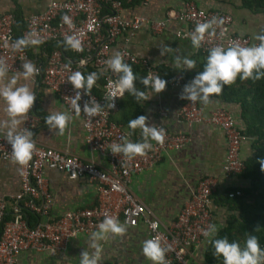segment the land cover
<instances>
[{
	"label": "built area",
	"instance_id": "built-area-1",
	"mask_svg": "<svg viewBox=\"0 0 264 264\" xmlns=\"http://www.w3.org/2000/svg\"><path fill=\"white\" fill-rule=\"evenodd\" d=\"M134 1L51 0L43 11L26 18L19 38L35 32L43 41L37 46H29L30 48L39 47L43 50L47 44H61L65 36L72 34H76L82 41V51L77 52L71 49L77 57L74 63L64 58L60 48L53 49L43 54L44 66H36L39 74L34 76L58 96L66 112L71 116H75L71 109V97L75 96L77 90L68 81V77L75 71L81 72L87 64V59L91 60L94 68L105 70L110 45L118 38L121 40L118 51L123 54L124 62L139 64L140 60L129 51L128 44L142 24L147 25L154 32H160L168 21L178 20L186 24V31L185 33L177 32L176 37L191 42L189 34L194 31L197 23L214 17L223 18L225 23L222 27L225 30V36L219 37L220 29H217L216 37L206 36L201 48L195 49L196 52L207 56L208 49L217 44H223L225 47L231 42L240 43L242 46L255 44L247 35L232 34L228 31L231 22L228 14L203 10L192 2L185 3L178 11L168 12L161 21H145L139 16H133L130 20L123 19L121 11ZM140 1L146 4L147 0ZM103 6L108 11L104 15L101 14ZM64 15L71 18L73 25L71 28L62 23ZM15 23L16 18L12 12L0 14V58L6 61L9 72L12 73L19 72L21 63L28 58L26 49L12 50L11 45L17 40L14 33ZM143 68L146 70L145 76L149 72L153 76H160L154 67H148L143 63ZM116 78L111 70H105L99 94L91 92L89 95L84 90H79L81 92L79 104L82 109L79 117L84 129V141L92 152L106 159L107 168L33 140L36 146L35 151L29 164L22 171L20 170L19 191L8 197L0 196V264H16L17 257L23 250L57 253L76 235L96 231L106 213L118 218L125 226L135 227L139 223L143 224L146 240L160 237L162 246L168 249L167 264H194L188 262L187 256L203 240H207L202 235V229L214 224L210 205L212 195L217 192V181L212 177L199 180L176 219L167 226L160 222L157 216L130 191V177L155 165L163 152L180 149L188 138L182 134H171L164 129L166 135L163 145L154 141L152 149L144 156L125 161L122 156L112 154L111 144L122 143L120 138L125 136L121 127L111 121V115L120 97L115 98L114 108L105 107L101 115L92 120L84 115L83 106L85 102L90 103L92 99L99 102L101 106L110 103L111 101H106L105 97L109 91V81H112L114 86ZM194 78L191 77L189 82ZM162 79L172 87H178L185 82L182 75ZM179 115L191 124L207 121L218 126L225 139L222 175L231 177L242 171L243 161L239 157V148L248 140V137L242 134V128L235 123L228 110L217 108L206 120L198 105L187 100L181 107ZM35 123L33 118L27 115L26 122L21 128L32 131ZM157 127L163 128L161 125ZM11 151V145L4 138L3 133H0V161H12ZM46 169L63 173L71 180L85 178L93 182L96 188L95 204L50 218L48 213L51 198L44 187L43 177ZM239 194V191L231 192L227 194V197L232 198ZM28 214L33 220H29ZM153 224L156 225L155 228L151 227Z\"/></svg>",
	"mask_w": 264,
	"mask_h": 264
},
{
	"label": "crops",
	"instance_id": "crops-1",
	"mask_svg": "<svg viewBox=\"0 0 264 264\" xmlns=\"http://www.w3.org/2000/svg\"><path fill=\"white\" fill-rule=\"evenodd\" d=\"M51 0H0V14L4 12L18 11L25 21L30 15L43 11ZM187 2L194 3L203 10L220 11L231 17L228 31L232 34L247 35L252 42L256 35L264 34V0H147L142 4L135 0L121 11V17L130 20L133 16H139L145 21L164 20L166 14L171 11L182 9ZM186 24L178 20H170L160 32H154L147 25L142 24L135 31L128 44L129 51L135 55L140 63L137 64L143 72V63L148 67H154L158 73L161 72L165 78L182 75L185 82L178 87L167 85L166 89L156 94L152 89L146 88L148 100L141 103L140 115L148 117L149 126L161 125L171 134H182L188 138L178 150H169L161 154L157 163L130 177L129 189L138 197L146 207L152 211L163 225L173 222L184 202L188 200L192 190L199 180L204 177L216 179L217 192L223 194L227 188L245 186L247 183L239 176L225 177L221 173V165L224 161L225 139L222 130L211 123H188L183 120L179 111L187 102L180 99L184 86L189 83L191 77H195L203 71L207 55L198 53L192 43L185 39L176 37V33H185ZM121 40L118 38L110 45L108 57L111 58L119 50ZM167 46L172 49L165 56H161V47ZM61 49L64 58L74 63L72 58L76 54L69 48L66 50L63 43L47 44L45 48H30L26 51L30 61L36 66H44V53L53 49ZM188 57L196 61V68L192 70L177 69L175 67L176 56ZM77 58V57H76ZM21 63L20 71H23ZM90 66L91 60L87 59ZM93 67V66H92ZM91 72L100 73V68H94ZM104 73V71H103ZM17 72H8V77L16 75ZM160 74V73H159ZM103 75V74H102ZM102 75L93 87V92L99 94L102 85ZM161 76V74H160ZM162 77V76H161ZM27 84L36 95L33 108L27 114L33 118L35 126L32 129V139L39 144L64 150L82 159L94 162L107 168L106 159L96 152H92L84 141V129L80 117L72 116L64 135H55L49 130L45 117L52 112H66L65 107L49 88L45 87L38 78L24 80L21 77L18 85ZM121 98V97H120ZM118 99L117 107L112 113V118L121 127L124 135L132 142H142L139 130L133 132L122 123L121 117L127 112L125 99ZM212 103L204 106L196 102L204 119L210 118L217 108H225L230 113L235 123L241 127L240 106L234 103H225L216 98H211ZM119 104V105H118ZM5 105L0 99V119H5L3 112ZM124 111H123V110ZM123 111V112H122ZM135 115L133 112L132 115ZM27 117V116H26ZM21 124L22 127L26 122ZM242 128V127H241ZM132 131V132H131ZM131 132V133H130ZM154 141H151L153 144ZM251 154L250 139L243 142L239 148V157L244 160ZM44 187L50 194L49 216L56 218L67 211H76L91 207L96 202V188L93 182L85 178L75 180L69 179L65 174L54 170H45L43 173ZM20 187V166L12 161H0V196L8 197L16 194ZM210 210L213 223L216 226L224 223L226 211L216 206L211 200ZM126 227L123 236L111 237L102 241V255L99 264H151L142 252L143 241L146 240V231L143 224L135 227ZM89 234H79L71 238L64 248L54 254L47 252H35L23 250L17 257L16 264H80V254L84 250L93 251L89 248ZM208 239L203 240L198 246L191 250L187 260L194 264H207L204 253Z\"/></svg>",
	"mask_w": 264,
	"mask_h": 264
},
{
	"label": "clouds",
	"instance_id": "clouds-1",
	"mask_svg": "<svg viewBox=\"0 0 264 264\" xmlns=\"http://www.w3.org/2000/svg\"><path fill=\"white\" fill-rule=\"evenodd\" d=\"M62 23L67 24L71 28L72 21L67 15L62 17ZM225 21L223 18H212L205 22L197 23L194 31L190 35L191 43L194 49H200L207 37H216L217 29L219 37L225 36L223 29ZM254 39L258 40V44L251 46H242L240 43L231 42L225 47L223 44H217L208 49V56L204 65V70L198 73L193 80L184 86L180 99H186L191 103L200 102L204 106L212 103V97L222 93L225 85L231 86L239 78L242 81L252 80L253 82L264 79V34L256 35ZM43 41L35 32H30L25 36L17 39L12 45L13 51H23L29 46H37ZM67 49L80 52L83 50L82 41L76 35H67L62 42ZM172 49L161 47V56H165ZM23 59V58H22ZM175 67L177 69L192 70L196 68V61L188 57L176 56ZM106 69L111 70L116 75L114 82L109 81V91L105 97L106 101H111L105 106H101L99 102L92 99L91 102H85L83 113L89 119L101 115L105 107L112 109L115 107L114 100L117 97H123L125 93L132 95L137 102L148 100L145 91L136 87L137 76L134 74L132 67L124 62V56L119 51L105 61ZM23 71L17 72L16 75L8 77L9 68L6 61L0 58V99L4 102L3 112L5 119H0V133L11 145L12 163L20 166L22 171L32 160L35 151V142L33 141V132L27 128H21L24 118L33 108L36 95L27 84L18 85L21 77L24 80L33 78L39 74V69L30 61H24L22 64ZM91 72L87 76L79 71L73 72L68 81L73 85L75 96L71 97V109L75 116L81 114V92L84 90L86 94L91 93L92 88L96 84L100 75L103 74ZM146 88L152 89L156 94L166 89L167 81L160 76H153L151 72L147 76L139 79ZM45 122L49 130L55 135H64L68 123L72 116L67 112H52L47 115ZM148 117L140 115L132 119L128 123V128L133 132L139 130L142 142H132L127 136H122V143H112L111 152L119 155L125 161H130L137 156H144L153 145L151 141L163 145L165 140V130L155 125L149 126ZM261 170L264 171V158L259 160ZM75 174V173H74ZM155 228L156 225H151ZM126 227L118 218L105 214L104 219L97 226V230L92 232L89 238V248L80 254V264H99L102 255V241H107L111 237L123 236ZM218 228L215 224L209 225L206 229H202V235L208 239L209 243L214 247V255L222 258L223 264H264V250L261 249L258 238L249 235L243 247L238 242H229L227 237L216 238ZM166 249L162 246L160 237H154L143 241L142 252L144 257L151 261V264H167Z\"/></svg>",
	"mask_w": 264,
	"mask_h": 264
},
{
	"label": "trees",
	"instance_id": "trees-1",
	"mask_svg": "<svg viewBox=\"0 0 264 264\" xmlns=\"http://www.w3.org/2000/svg\"><path fill=\"white\" fill-rule=\"evenodd\" d=\"M107 12V8L103 6L101 14L104 15ZM14 15L16 18L14 33L18 39L21 30L24 28L25 21L17 10L14 11ZM75 59L76 57L74 56L72 60ZM129 65L137 76L136 87L145 91L146 86L139 81L140 78L144 77L143 70L137 65ZM93 70V67L87 63L81 69V72L87 76L88 72ZM159 73L162 78H165L161 72ZM91 92H93V88ZM123 98L128 109L126 113H123L121 119L122 123L124 122L128 126L130 120L140 116L143 100L137 102L128 93H125L120 99L122 100ZM213 98L240 106L239 117L242 134L250 139L251 147V154L242 160L243 169L237 174L247 185L227 188L223 191V194L212 195L213 203L226 211L224 223L217 226L218 233L216 238L227 237L230 243L238 242L243 247L248 236L254 235L258 238L261 249L264 250V171L261 170V164L259 163V160L264 158V79L253 82L252 80L242 81L238 78L231 86L225 85L222 93L218 96H213ZM133 112L135 115H132ZM112 117L111 121L117 124V120L115 121ZM236 191H239L240 194L232 198L227 197L228 193ZM28 218L33 220L29 214ZM204 260L207 264H223L222 258H217L214 255V247L209 241L205 249Z\"/></svg>",
	"mask_w": 264,
	"mask_h": 264
}]
</instances>
